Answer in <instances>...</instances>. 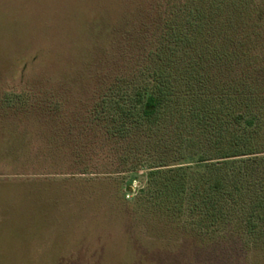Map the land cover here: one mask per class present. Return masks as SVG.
I'll use <instances>...</instances> for the list:
<instances>
[{
	"label": "rangeland",
	"instance_id": "obj_1",
	"mask_svg": "<svg viewBox=\"0 0 264 264\" xmlns=\"http://www.w3.org/2000/svg\"><path fill=\"white\" fill-rule=\"evenodd\" d=\"M151 3L0 0V264H264V235L198 238L149 211L139 196L150 169L124 171L91 120L134 66ZM259 6L251 45L263 51Z\"/></svg>",
	"mask_w": 264,
	"mask_h": 264
},
{
	"label": "trees",
	"instance_id": "obj_2",
	"mask_svg": "<svg viewBox=\"0 0 264 264\" xmlns=\"http://www.w3.org/2000/svg\"><path fill=\"white\" fill-rule=\"evenodd\" d=\"M260 1L151 0L134 66L90 114L124 171L150 169L140 202L198 238L264 235V50L251 45Z\"/></svg>",
	"mask_w": 264,
	"mask_h": 264
}]
</instances>
